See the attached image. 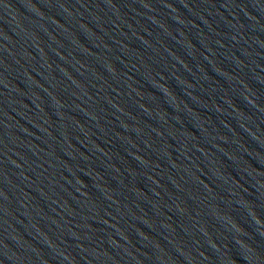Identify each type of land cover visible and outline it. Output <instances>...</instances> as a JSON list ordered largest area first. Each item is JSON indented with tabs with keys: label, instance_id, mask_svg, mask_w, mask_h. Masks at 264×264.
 <instances>
[{
	"label": "water",
	"instance_id": "1",
	"mask_svg": "<svg viewBox=\"0 0 264 264\" xmlns=\"http://www.w3.org/2000/svg\"><path fill=\"white\" fill-rule=\"evenodd\" d=\"M174 264H264V0H80Z\"/></svg>",
	"mask_w": 264,
	"mask_h": 264
}]
</instances>
